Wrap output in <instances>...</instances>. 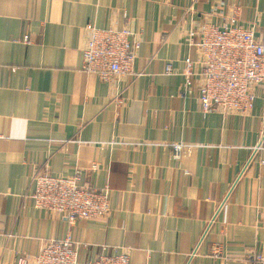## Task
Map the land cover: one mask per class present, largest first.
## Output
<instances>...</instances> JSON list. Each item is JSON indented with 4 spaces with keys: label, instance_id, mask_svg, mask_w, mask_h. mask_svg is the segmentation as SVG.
Returning a JSON list of instances; mask_svg holds the SVG:
<instances>
[{
    "label": "crops",
    "instance_id": "crops-1",
    "mask_svg": "<svg viewBox=\"0 0 264 264\" xmlns=\"http://www.w3.org/2000/svg\"><path fill=\"white\" fill-rule=\"evenodd\" d=\"M235 7L243 25L264 28V0H0V264L67 238L81 245L80 262L102 246L131 264L264 255V143L254 153L264 91L254 89L248 116L204 114L196 96L181 95L184 77L165 73L195 56L191 26L222 22ZM91 24L139 36V77L102 83L82 71ZM172 144L185 146L181 159ZM45 169H80L81 184L108 188L110 216L69 226L35 208L32 177Z\"/></svg>",
    "mask_w": 264,
    "mask_h": 264
},
{
    "label": "built area",
    "instance_id": "built-area-1",
    "mask_svg": "<svg viewBox=\"0 0 264 264\" xmlns=\"http://www.w3.org/2000/svg\"><path fill=\"white\" fill-rule=\"evenodd\" d=\"M239 7L222 22L202 19L185 34L187 45L195 56L184 61L179 72L172 63L165 67L166 75H182V96H196L203 113L222 115H250L255 102L254 89L264 91V28L243 25ZM82 71L109 83L125 77H139L135 62L141 45L139 36L128 28L100 29L95 25L85 28ZM27 41V37H25ZM118 105L125 100L122 93L113 98ZM254 153L262 149L264 133ZM176 160L181 159L185 146L172 144ZM98 164L92 166L97 170ZM82 170L72 177L53 176L37 171L32 177L34 207L60 215L66 224L74 226L81 221L106 218L111 214L109 189H95L81 184ZM224 208V203L217 212ZM81 245L71 238L49 240L36 255H23L15 264H131L125 251L108 246L101 254L85 262L79 261ZM248 264H264V255L250 253Z\"/></svg>",
    "mask_w": 264,
    "mask_h": 264
}]
</instances>
